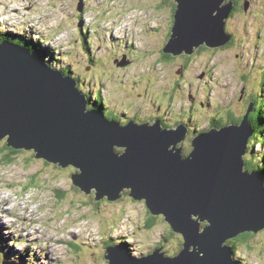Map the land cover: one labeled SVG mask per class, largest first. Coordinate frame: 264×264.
<instances>
[{
	"label": "rangeland",
	"instance_id": "rangeland-1",
	"mask_svg": "<svg viewBox=\"0 0 264 264\" xmlns=\"http://www.w3.org/2000/svg\"><path fill=\"white\" fill-rule=\"evenodd\" d=\"M238 3L239 11L226 20L233 43L226 49H205L203 45L187 64L179 62L181 56L171 64L160 63L158 52L170 18L163 7L155 8L154 0H0V33L25 38L27 31L45 44L48 66L67 70L78 85L85 78L84 89L78 87L91 97L90 103L101 93L107 100H116L120 109L132 102L138 104L125 114L146 118L153 105L162 102L164 113L169 109L168 115H163L172 125L180 120L178 117H189L185 103L194 106L192 128L197 134L208 130V123L226 112L242 118L248 109L246 101L255 99L258 91L264 96V88L256 80L264 74V0ZM47 16L52 21L44 24ZM41 18L45 19L43 23ZM29 26L34 27V34ZM81 35L85 46H91L88 53L80 48ZM116 54L126 58L125 65L116 66ZM89 57L93 62L98 58L104 62L100 61L98 69L96 64L89 66ZM184 81L193 84L186 87ZM202 103H210L216 111L202 109ZM5 144V140L0 142V209L5 212H0L4 240L0 254L9 253L11 259L26 264H108L104 258L106 243L130 244V258L135 259L157 248L163 257L172 258L183 249L182 237L172 233L162 215L151 216L145 201L128 196L129 189L122 191L119 200L93 202L95 190L88 195L73 185L71 175L79 171L76 168L48 164L34 158L32 150L10 153ZM182 147L185 153L192 148L190 142ZM247 148L244 160L250 159L263 170L264 144L255 139L254 133ZM117 149L125 152L124 148ZM4 154H8L6 160L1 159ZM255 166L249 172L255 171ZM13 211L16 213L12 215ZM150 217L157 219L148 228ZM199 225L205 228L207 222ZM263 231L236 243V264H264Z\"/></svg>",
	"mask_w": 264,
	"mask_h": 264
},
{
	"label": "water",
	"instance_id": "water-1",
	"mask_svg": "<svg viewBox=\"0 0 264 264\" xmlns=\"http://www.w3.org/2000/svg\"><path fill=\"white\" fill-rule=\"evenodd\" d=\"M168 1L175 11L163 53L189 57L203 45L219 49L231 41L232 0ZM87 101L74 79L20 46L0 43V141L32 150L48 164L76 168L73 185L88 195L95 190L93 202L119 200L129 189L128 196L145 201L150 214L162 215L183 239L172 258L156 249L132 260L122 247H111L108 264H236L227 242L264 230V179L245 170L244 160L252 105L240 123L193 135L183 157L185 126H121L88 110ZM120 147L125 152H116Z\"/></svg>",
	"mask_w": 264,
	"mask_h": 264
},
{
	"label": "trees",
	"instance_id": "trees-1",
	"mask_svg": "<svg viewBox=\"0 0 264 264\" xmlns=\"http://www.w3.org/2000/svg\"><path fill=\"white\" fill-rule=\"evenodd\" d=\"M235 2H237L236 4V7H234L235 9L233 10V12L232 13H234L235 11H238L239 10V7H238V0H236ZM241 6V5H240ZM169 28V27H168ZM170 29V28H169ZM171 33V32H170ZM170 33H169V35L166 37V39H165V41H164V44H163V47H164V45H165V43H166V41H167V39H169L170 38ZM0 38H2V39H6L5 38V36H2L1 35V37ZM15 38H17L18 39V43H20L19 45H21V46H26L27 44H26V42H24L23 40H24V38L23 37H16L15 36ZM231 38H232V36H231ZM7 40H9V41H13L12 40V38L11 37H8V39ZM1 42H3L2 40H0V43ZM231 42L233 43V40H231L230 42H229V44H227L224 48H222V49H226L227 47H229L230 46V44H231ZM39 46H40V43H37ZM163 47L162 48H160L159 49V57H160V63H173V61H174V57L173 56H171V55H168V54H165V53H163ZM31 49H28L27 47H25V49H27L29 52H32V54H35V56H39V57H42L43 59L44 58H47V53L45 52L46 50L45 49H43V47L42 46H40V48L42 49V51H43V53H40V55H39V52H38V49L36 48V47H30ZM205 49H210V48H208L207 46H205ZM200 50H202L201 48L197 51V53L200 51ZM50 53V52H49ZM196 53V52H195ZM34 56V55H33ZM186 58H192V57H186ZM45 60V59H44ZM46 61V60H45ZM183 61H185L184 59H183V57L182 58H179V62L180 63H183ZM60 71H62L63 73H64V75H67L68 74V71L67 70H64V69H60ZM260 80V87H261V89L262 88H264V74H260L259 75V77H257L256 78V80ZM257 83V82H256ZM256 86H257V84H256ZM256 94H257V92H256ZM247 103H248V107L250 106V105H252V109H251V113L249 114V120H250V123H251V125H252V130H253V133H254V136H255V139H257V137H258V139L260 140V142H261V144H264V138H263V135H264V112L262 113V111L264 110V96L263 97H261V98H258V95L256 96V98L255 99H250V100H248V101H246ZM96 110H98L99 112H101L97 107H94ZM107 115V119H112L111 118V116L107 113L106 114ZM235 115H233L232 114V112H227L226 113V115L225 116H222L221 118H222V120L221 121H219V122H222V123H220V124H218V122L216 123V126H218V127H222V126H226V125H229L230 123H236V124H238V123H240V121H241V119L240 118H238L239 120H231V119H236L235 117H234ZM124 119V118H123ZM186 125V124H185ZM189 142H190V140H189ZM188 142V143H189ZM184 143V142H183ZM183 145V144H182ZM5 146H6V144H5ZM6 148H7V146H6ZM9 150H10V153H13V152H16V150H14V149H10V148H8ZM192 150V148L190 149V151ZM189 151V152H190ZM250 151V150H249ZM118 152H121V151H118ZM188 152V153H189ZM188 153H185V149H184V151H183V157L184 156H186ZM186 154V155H185ZM7 156H8V154H4L2 157H1V159H4V160H6V158H7ZM261 156V155H260ZM9 158H11V157H9ZM9 159H7V161H8ZM262 161H264V158L262 159ZM256 165V164H255ZM255 165H253L252 164V162L250 161V159H246L245 160V167H246V169L249 171V169L251 168V166H255ZM262 166V165H261ZM254 170L255 171H257V172H259L260 173V175L263 177V179H264V167H263V170H262V168L261 169H258L256 166H255V168H254ZM152 216V215H151ZM157 219V218H156ZM155 217H150V219H149V221L146 223L147 225V227L148 228H151V227H153L154 225H155ZM173 233V232H172ZM263 234H264V231H263ZM251 236V234H243V235H240V236H238L237 238H235V239H233V240H231V241H228L227 242V245L229 246V247H231V249L233 250V253L235 252V249H236V243H244V242H246V240L249 238ZM261 245V244H260ZM2 255V254H1ZM3 256H6V255H3ZM3 256H1V259L3 258ZM5 259H6V257H5ZM21 264H26V263H21Z\"/></svg>",
	"mask_w": 264,
	"mask_h": 264
},
{
	"label": "flooded vegetation",
	"instance_id": "flooded-vegetation-1",
	"mask_svg": "<svg viewBox=\"0 0 264 264\" xmlns=\"http://www.w3.org/2000/svg\"><path fill=\"white\" fill-rule=\"evenodd\" d=\"M156 2H159L158 5H156ZM154 6L155 8L156 7H163L164 10L167 12V16L170 18V20H172V17H173V14H174V11H175V5L168 1V0H161V1H157V0H154ZM229 19V18H228ZM81 28V27H80ZM166 31L165 33H163L165 35V37H167L170 33V29L171 28V22L169 24V28L166 27ZM226 29H227V26H226ZM228 31V29H227ZM229 32V31H228ZM87 33V32H86ZM7 34V33H6ZM88 34V33H87ZM231 34V33H230ZM232 35V34H231ZM8 37H11V38H14V35L12 34H7V39ZM81 42L83 43V40H82V35H81ZM85 44H83V47H84ZM86 48V47H85ZM87 49V48H86ZM91 49V48H89ZM90 52V50H89ZM197 53V51H196ZM199 53V52H198ZM195 54V53H194ZM185 60L184 62L187 64L189 61H191L192 58H186L188 56H181L179 58H182ZM190 57H193V56H190ZM175 59V58H173ZM164 64H170V63H164ZM185 83V86H190L191 84H193V82H191V84L188 82V81H184ZM223 91V89H221ZM176 91V90H175ZM175 91H172V92H175ZM110 98L112 99V95H111V92L108 93ZM190 94L191 96L193 97L195 95V91L192 90L190 91ZM93 99V98H92ZM93 101L95 102V100L93 99ZM171 102V101H170ZM169 102V106L172 104ZM112 103H115L116 106L113 108L112 106ZM95 106H97L101 112L107 117V113L111 116V118L113 120H116L118 122H126L127 120H130V121H134L135 123H138V124H141V123H146V124H152L154 123V121H158L161 125L162 128H173L174 126H177L179 124H186L187 125V129H188V134L187 136L185 137V140H184V143L183 145L186 146V144L189 142L188 140H190V138L194 135L193 133L196 134L197 130L193 129L192 128V124L193 126L195 125V121L192 120V116H193V111L196 110V108L188 103H185L187 108V116L189 115V117H187V119H185L186 116H183V117H178L180 120L177 122L179 124H169V122L166 121V117L163 115L164 113V108H163V103H159V102H156L155 104H158L157 106L153 105V108L150 110V115L147 116L146 118H139L138 115H129L127 116L125 113H118L117 111V108L119 107L118 104L116 103V100L114 101L113 99L110 101V102H105L104 100H99L97 103H93ZM202 109L204 110H208V111H216V108L215 109H212L210 107V103H202ZM137 107L138 104L135 105L134 102H132L130 104L129 107H126L125 109H122L124 111L126 110H130L131 108L133 107ZM227 113V112H226ZM226 113L224 114V116L226 115ZM164 114H167L168 113H164ZM170 114V113H169ZM216 115V113L214 114V116ZM235 115V114H234ZM124 118V119H123ZM183 118V119H182ZM220 120H216V119H212L208 124H209V128H218V126H216V123L218 122V124L222 123V122H219L222 120V118H219ZM241 119V118H240ZM168 120H170L168 118ZM231 120H239L238 118L236 119H231ZM188 141V142H187Z\"/></svg>",
	"mask_w": 264,
	"mask_h": 264
},
{
	"label": "bare ground",
	"instance_id": "bare-ground-1",
	"mask_svg": "<svg viewBox=\"0 0 264 264\" xmlns=\"http://www.w3.org/2000/svg\"><path fill=\"white\" fill-rule=\"evenodd\" d=\"M39 3H40V2H39ZM49 3H50V2H49ZM40 4H41V3H40ZM48 5H49V4H48ZM48 5H47V6H48ZM235 5H236V4H235ZM45 7H46V5H45ZM14 11H15V10H14ZM236 12H237V11H236ZM41 19H42V20L40 21V19H39V21H40V23H43V21H44L45 19H43V18H41ZM48 20H51V17H50V16H47V22H45L44 24H49ZM51 21H52V20H51ZM37 24H38V23H37ZM32 28H34V27L29 26V27H28V30L31 32V34H34V30H33ZM12 35H14V34H12ZM15 36H16V37H21V36H19V35H17V34L14 35V38H15ZM6 37H7V34H6V32H5V38H6ZM14 38H12L13 41H14ZM6 40H7V38H6ZM15 40H16V38H15ZM36 42H37V43H40V46H42V47L44 46V45L41 44L40 41H36ZM81 45H82V44H81ZM87 45H88V44H87ZM87 47H88V48H91V46H87ZM25 50H27V49H25ZM83 50L86 51L85 45H84V47H83ZM27 51H28V50H27ZM28 53H29V55H31V56L34 55L33 57H35V58H39V59L43 62V64L46 65V67L49 68L50 70L56 71L55 69H53V68H51L50 66H48V64L45 62V60H44L42 57L35 56V54H32V52H29V51H28ZM46 53H47V52H46ZM104 57H105V56H104ZM107 60H108V59H107ZM66 76H67V75H65V77H66ZM121 91H122V90H121ZM125 96H126V95H125ZM127 96H128V95H127ZM262 96H263V95H262ZM179 114H180V113H179ZM179 116H180V115H179ZM197 124H198V123H197ZM186 126H187V125H186ZM167 129H170V128H167ZM193 134H195V133H193ZM263 137H264V135H263ZM247 150H248V148H247ZM185 155H186V154H185ZM15 172H16V177L19 176L18 171L15 170ZM8 174H9V173H8ZM8 174H7V175H8ZM0 179H1V178H0ZM2 180H3V179H2ZM12 183H13V182H12ZM5 210H6V209H5ZM8 211H9V210H6V212H8ZM0 212H1V214H4V213H5V212H4L3 210H1V209H0ZM10 213H11V212H10ZM14 213H16V211H13L11 214L13 215ZM26 217H29V216H26ZM193 217H194V216H193ZM163 219H164V218H163ZM164 221H165V220H164ZM28 222H29V221H28ZM165 222H166V221H165ZM166 223H167V222H166ZM167 224H168V223H167ZM1 239L3 240V238H1ZM1 239H0V240H1ZM182 243H183V239H182ZM51 248H52V247H51ZM51 248H50V249H51ZM230 248H231V247H230ZM231 250H232V249H231ZM196 252H198V250H196ZM4 254H5V253H4ZM232 254L234 255L233 250H232ZM5 255H6V254H5ZM200 255L202 256V254H200ZM138 258H139V257H137V259H135V258L133 259V258L131 257L132 260H138ZM47 259H48V258H47ZM13 261H14L15 263H17V264H21V262H19V261H17V260H14V259H13Z\"/></svg>",
	"mask_w": 264,
	"mask_h": 264
},
{
	"label": "clouds",
	"instance_id": "clouds-1",
	"mask_svg": "<svg viewBox=\"0 0 264 264\" xmlns=\"http://www.w3.org/2000/svg\"><path fill=\"white\" fill-rule=\"evenodd\" d=\"M232 1H233V4H234V7H236V5H235V4H236V3H235V0H232ZM241 7H243V5H242ZM234 9H235V8H233V10H234ZM238 11H239V10H238ZM231 15H232V13H231ZM231 15H230V17H231ZM230 17H229V18H230ZM226 32L229 33V32L227 31V29H226ZM4 140L6 141V139H4ZM4 140H2V141H4ZM0 142H1V141H0ZM118 151H121V150H119V149L116 148V152H118ZM118 153H122V151H121V152H118Z\"/></svg>",
	"mask_w": 264,
	"mask_h": 264
}]
</instances>
